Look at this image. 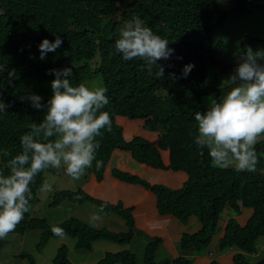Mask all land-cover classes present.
Segmentation results:
<instances>
[{
  "label": "trees",
  "instance_id": "16d2710c",
  "mask_svg": "<svg viewBox=\"0 0 264 264\" xmlns=\"http://www.w3.org/2000/svg\"><path fill=\"white\" fill-rule=\"evenodd\" d=\"M234 2L235 7L227 12L217 8V0H0V63L5 64L8 71L14 69L16 72L15 78H10L8 71L0 73V98L11 105L6 113H0V170L8 173L5 164L21 152V136L30 131L33 122L39 124L44 118L47 101L52 95L50 82L54 79L48 74L49 69L70 67L73 72L70 79L74 85L83 83L92 74L100 75L109 98L103 110L110 114L111 131L97 137L100 148L96 159L102 160L103 166L97 169L93 161L86 172L100 181L112 152L118 149L130 152L138 164L186 173L187 181L176 190L150 185L138 176L117 170L112 171V176L150 190L156 198L159 215L172 216L182 225L187 224L190 218L197 220L199 229L181 236L180 251L204 253L217 233L224 211L238 214L242 208L250 209L251 216L244 226L232 218L226 221L215 253L220 255L233 249L236 251L234 264H264V249L258 260L252 263L249 260L257 254L258 239L264 237V175L258 172L264 161V141L256 145L260 160L255 172L219 168L212 163L208 150L200 149L194 143V114L207 110L202 105L203 98L212 95L219 102L231 87L207 85L208 68L230 74L236 67L225 64L219 57L220 46L212 42L216 25L226 15L248 10L258 11L264 16V0ZM137 15L145 26L167 39L168 47L175 50L170 60L158 62L166 66L163 79L156 77L155 68L150 75L144 61H124L120 54L115 53L114 44L119 39L121 28ZM57 35L62 39L61 46L40 60L39 43L45 38L53 41ZM251 43L259 42L252 40ZM93 60L96 61L94 68L90 66ZM189 63L195 67L186 79L179 78L183 66ZM169 73H175L177 79L170 78ZM33 93L42 97V110L34 109L30 101L22 99ZM115 117L129 120L152 118L165 124L155 143L139 137L126 142ZM121 124L125 125L126 137L130 136V123ZM166 149L170 152L168 166L162 163L159 153ZM4 151L9 153L8 157L3 156ZM46 172L56 173L54 169H48L37 175L30 185L33 193L31 208L39 201L38 192ZM64 201L75 204L90 202L102 213L124 220L128 230L126 233L97 230L74 218L49 226L43 219L31 217L29 211L15 232L10 234L23 236L28 231H39L36 244L39 250L50 237L60 238L51 231L53 226H57L75 240L76 250L88 251L95 241L128 244L138 233L131 210L123 209L120 204L110 205L95 200L81 190H66L55 193L49 206L54 207ZM102 205L106 206L103 210ZM148 238L151 240L138 257L122 250L107 254L96 264H193L192 259L182 256L157 261L161 239ZM3 246L4 240H0V250ZM66 254L65 246L60 247L53 263L71 264ZM19 255L28 259V264H35L31 255L24 252ZM211 264L219 263L213 259Z\"/></svg>",
  "mask_w": 264,
  "mask_h": 264
},
{
  "label": "clouds",
  "instance_id": "9594fccd",
  "mask_svg": "<svg viewBox=\"0 0 264 264\" xmlns=\"http://www.w3.org/2000/svg\"><path fill=\"white\" fill-rule=\"evenodd\" d=\"M61 44L59 35L53 41L42 39L38 45L39 59L44 60L47 53L55 52ZM168 45L167 39L145 26L137 15L121 28L114 50L124 61H144L150 75L155 68L156 77L163 79L166 66L158 62L170 60L175 52ZM194 67L191 63L184 65L179 78L186 79ZM5 71L6 65L0 63V73ZM48 74L54 79L50 82L52 95L44 118L39 124L33 122L30 131L21 136V152L5 164L8 173L0 170V240L15 232L24 214L30 211V185L38 174L54 169L76 181L92 167L93 161L97 169L103 166L96 156L100 148L97 137L111 131L110 114L103 110L109 103L107 88L89 87L86 83L74 85L70 67L49 69ZM8 75L15 78V70L8 71ZM168 75L177 79L175 73ZM226 82L231 87L224 98L219 102L213 99L206 111L194 114V143L200 149L206 148L212 163L219 168L255 172L260 160L256 145L264 141V49L253 51L247 47L244 54L237 56L235 70ZM22 99L30 101L36 110L44 108L40 95L33 93ZM10 106L0 98V113H6ZM3 156L8 157L9 153L4 151ZM41 191L51 192L52 187L45 183ZM105 207L102 205L101 210ZM100 219L92 217L93 222ZM51 231L66 237L63 228L53 226Z\"/></svg>",
  "mask_w": 264,
  "mask_h": 264
},
{
  "label": "crops",
  "instance_id": "0c3cea01",
  "mask_svg": "<svg viewBox=\"0 0 264 264\" xmlns=\"http://www.w3.org/2000/svg\"><path fill=\"white\" fill-rule=\"evenodd\" d=\"M115 123L121 126L122 136L126 142L135 137H139L153 143L157 142L165 124L162 120L154 121L152 118L144 120H129L124 117H115ZM121 123H130V127L132 128L130 136L126 137L125 125ZM159 153L162 163L165 166H168L170 163L169 150H160ZM114 170L138 176L139 178L146 180L150 185H163L171 190L180 189L185 184L188 179L186 173L182 171L175 172L172 170L164 171L148 167L144 164H138L133 160L130 152L116 149L110 156L102 179L97 181L93 174L88 173L85 176V183L81 186V191L95 200L107 202L110 205L122 204L123 209H130V215L134 220L133 223H135L134 228L138 230V233L135 234L136 237L141 235L139 231L143 228L148 229L150 232L148 237H157L155 235H161L163 232H168L172 229L174 237L176 238H172L169 234L166 235V238H160L162 240L160 247L163 246V249L171 254L173 259L182 256L192 259L193 264H211V261L215 258L219 264H234L233 256L236 252L235 250L231 249L223 254H216L213 257H208L207 250L211 251V248L214 247L213 249L215 252L217 242L223 236L226 221L229 218L234 219L240 226H244L251 216L252 212L250 209L242 208L238 214H232V212L230 213L227 210L224 211V220L223 222H219V231L213 237V242H211V246L213 247L209 246L204 253L180 251L178 244L181 236L186 233V230L187 233L197 231L199 229L197 220L195 218H190L187 224L182 225L172 216L159 215L156 209V198L153 193L150 190L144 189L140 185L129 184L115 179L111 175ZM50 210L53 212H50L47 221L46 217L41 215H38L36 219H39V216H41L40 218L46 221V223L51 221L52 224H57L60 223V219H58V221H52V218L54 216H63L64 214L65 216H68L66 217V220L74 218L91 228H108L107 231L112 233H126L128 230L126 224L121 218L112 214L102 213L90 202L75 204L69 201H64L59 205L52 207ZM39 211V208H36L34 213H39ZM93 215L102 219L93 222ZM111 223L114 224L112 225L113 227L111 226ZM92 224H94V226ZM32 235L34 238L38 237L39 240V231L34 232ZM56 240L59 241L57 243L59 246L62 243L65 244L67 251L66 257L71 264H96L103 260L107 254H115L122 250L131 251L129 243L120 245L118 243L100 240L92 243L91 249L87 251L76 250L74 248L75 240L68 236L65 238L60 237ZM49 255L50 253L47 256V259L43 261L45 264H49V260H53L54 255L52 259H50L51 257L49 258ZM194 260H196L195 263Z\"/></svg>",
  "mask_w": 264,
  "mask_h": 264
},
{
  "label": "rangeland",
  "instance_id": "374dc122",
  "mask_svg": "<svg viewBox=\"0 0 264 264\" xmlns=\"http://www.w3.org/2000/svg\"><path fill=\"white\" fill-rule=\"evenodd\" d=\"M234 7H235L234 0H217V8L219 10H224L228 12ZM252 40H256L259 43L252 44L251 43ZM212 42L220 46L219 57L225 64L236 65L237 56L239 54L240 55L244 54L247 47L250 46L253 51H256L257 49H264V16L255 10H248L247 12L241 14L226 15L216 25V28L212 34ZM95 62L96 61L93 60L90 63V66L92 68L95 67L94 64ZM231 74L233 73L222 74L219 73L218 69L209 67L207 70L206 84L216 88L224 87L226 85H229L226 81L228 80ZM83 83H86L89 87H104L100 75L92 74L90 77L86 78L83 81ZM213 99L214 97L212 95H208L204 97L202 100L203 107L208 108ZM258 172L264 175V161L262 166L259 168ZM87 174L88 173L86 172V174L80 180L73 181L63 171L59 173L46 172L43 177L42 185L45 183L50 184L52 187V191L42 192L41 191L42 185H41L38 192L39 201L38 203L33 205L30 210L31 217L36 218L38 217V215H41L46 217V221H47L48 215L50 214V212H53L50 210L53 206H49L50 203L52 202L53 195L55 193L66 190H69L71 192H75L77 190L80 191L82 184L85 183V176ZM36 208H39L40 210L39 213H34V211H36ZM41 216H39V219H42L40 218ZM66 217L68 216H65L64 214L63 216H54L52 218L53 219L52 221H58V219H60L59 222L61 223L66 220ZM224 217L225 216L223 213L221 215L220 222H223ZM47 225L51 226L56 224H52V222L49 221ZM92 225L94 226V224ZM112 225L114 224L111 223V226ZM103 229L107 231L108 228H103ZM97 230H101V229H97ZM172 231L173 230L170 229L168 232H163L161 235H155V236H157L159 239L160 238L163 239L166 238V235L169 234L171 235L172 238H176L174 237V233ZM218 231L219 230H217V232ZM34 232L37 231H28L23 236L9 234L7 239H4V246L0 250V264H28V259H25V257H20L19 254L21 252L31 255L35 264H45V262L43 261L47 259L49 253H50L49 258L51 257L50 259H52L54 253L55 252L57 253L58 249L63 245L65 246L64 243H62L60 246L59 244L57 245L59 241H57L56 239L58 238L50 237L47 240L45 246L41 247L42 249L37 250L36 244L38 243V237L34 238V236L32 235L34 234ZM139 232L143 237L141 235H139V237L134 236L131 242H129L131 247L130 252L134 253L137 257L140 255V252L143 249V247L151 240V239L149 240L148 238V235H150L148 229L143 228ZM185 232L187 233V230ZM211 242H213V240ZM209 246H211V243ZM213 248H211V251L207 250L208 257H213L216 255ZM263 249H264V237H260L256 243L257 254L255 256L249 257L251 263L255 262L261 257ZM172 257L173 256L171 254L167 253L163 249V246L159 247L156 253L157 261L163 259H173ZM52 261L53 260H49V264H54L52 263ZM195 261L196 260H194V263Z\"/></svg>",
  "mask_w": 264,
  "mask_h": 264
}]
</instances>
